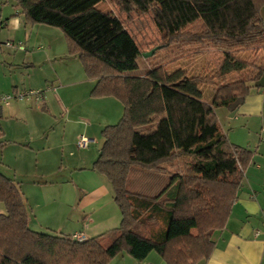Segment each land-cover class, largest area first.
I'll return each instance as SVG.
<instances>
[{"label":"trees","instance_id":"obj_1","mask_svg":"<svg viewBox=\"0 0 264 264\" xmlns=\"http://www.w3.org/2000/svg\"><path fill=\"white\" fill-rule=\"evenodd\" d=\"M14 1L27 23L62 31L68 55L96 80L91 97L113 96L123 105L119 122L101 131L92 165L110 182L121 222L84 240L33 231L19 187L0 173V264H108L120 253L143 261L152 251L166 264L209 258L212 234L225 227L253 157L228 140L216 109L235 112L264 75V58L238 56L264 51V0H107L108 12L97 8L103 0ZM171 46L223 55L204 74L170 69L169 61L143 75L127 73L143 53ZM204 86L215 89L211 101ZM180 159L181 168L169 172ZM133 166L169 173V182L156 196L130 192Z\"/></svg>","mask_w":264,"mask_h":264},{"label":"crops","instance_id":"obj_2","mask_svg":"<svg viewBox=\"0 0 264 264\" xmlns=\"http://www.w3.org/2000/svg\"><path fill=\"white\" fill-rule=\"evenodd\" d=\"M260 14L264 22V5ZM18 51L21 61L13 59ZM14 70L26 78H9ZM95 84L79 59L68 55L57 28L29 24L14 0H0V97H7L0 98V173L19 187L33 231L89 239L121 222L110 182L92 165L104 142L99 134L119 122L123 105L113 96L91 97ZM250 85L235 112L216 109L218 125L228 140L253 151V157L225 227L212 234L213 252L196 264H264V75ZM81 135L95 136L93 163H82L92 150L70 158L76 164L63 166L65 150L74 156L71 148ZM62 171L67 175L58 178ZM169 178V173L133 166L126 187L156 196ZM4 214L0 202V215ZM108 264L166 263L152 251L143 261L120 253Z\"/></svg>","mask_w":264,"mask_h":264},{"label":"rangeland","instance_id":"obj_3","mask_svg":"<svg viewBox=\"0 0 264 264\" xmlns=\"http://www.w3.org/2000/svg\"><path fill=\"white\" fill-rule=\"evenodd\" d=\"M99 6L100 8H103V9H109L107 0H103L102 2H100ZM57 30H59L62 33V31L59 28H57ZM155 52H156V49L154 53ZM222 55L223 53L219 49H210V48H204V49L194 48L193 49V47H182L181 49H178L176 46H171L167 49L157 51L155 56L151 55L149 57H144V56L139 57L137 59L138 69L129 71L127 73L131 75H143L155 63H166L167 64V62L169 61L170 69H174L180 66L184 69H187L191 75L200 74V73L204 74L205 73L203 71L204 68H209L211 70L215 69L217 62L222 57ZM238 56L252 63H261L264 58V51H262L258 56H253L251 55L250 50H247V51L239 52ZM21 58H22V54L20 51H18L16 58H13V59L21 61ZM8 76L9 78H26L24 73L21 75L19 74V71L17 70L11 71L8 74ZM214 91L215 89L213 87H208V86L202 87V93H203L204 99L207 101H211ZM86 136L95 139V136H91V135H86ZM99 136L101 137V133L99 134ZM95 147H96V144L94 143V144L89 145L88 148L79 149L77 148L76 143H75V145L72 146L71 148V151H73L75 154L74 156L70 157L67 154L69 152L65 150L66 152L65 158H64L65 164L63 163V166L66 165V163H73V165L76 164L75 163L76 160L72 161L70 160V158L76 159L78 157H83V156H80V154L83 155V153H86L92 150H93L92 154L88 155L89 158H86V160L84 159L85 161H82V163H85L86 165H88L89 163H93L95 159L94 154H93L95 152ZM180 165L182 166L183 163ZM181 166H173L171 167V169L174 171L176 170L175 168H181ZM223 167L225 168L229 166L223 165ZM66 173L67 171L60 172L58 175V178L66 176L67 175Z\"/></svg>","mask_w":264,"mask_h":264},{"label":"built area","instance_id":"obj_4","mask_svg":"<svg viewBox=\"0 0 264 264\" xmlns=\"http://www.w3.org/2000/svg\"><path fill=\"white\" fill-rule=\"evenodd\" d=\"M6 45L7 46H13L12 43L10 42H6ZM19 98H23L24 95L23 94H19L18 95ZM1 99H6L7 97L6 96H3V97H0ZM93 142V139L88 137V136H85V135H81L78 140L76 141V145L79 149H85V148H88L89 145ZM73 238L77 239V240H84L83 238H81L78 234H74L73 235Z\"/></svg>","mask_w":264,"mask_h":264},{"label":"water","instance_id":"obj_5","mask_svg":"<svg viewBox=\"0 0 264 264\" xmlns=\"http://www.w3.org/2000/svg\"><path fill=\"white\" fill-rule=\"evenodd\" d=\"M154 51H155V49H152V50H150V51H148L146 53H143V56L144 57H149V56L153 55Z\"/></svg>","mask_w":264,"mask_h":264}]
</instances>
